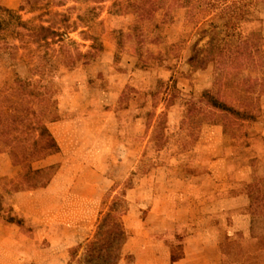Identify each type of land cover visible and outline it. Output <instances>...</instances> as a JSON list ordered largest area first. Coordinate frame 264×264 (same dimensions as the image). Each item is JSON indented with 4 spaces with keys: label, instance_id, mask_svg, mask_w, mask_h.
<instances>
[{
    "label": "rangeland",
    "instance_id": "rangeland-1",
    "mask_svg": "<svg viewBox=\"0 0 264 264\" xmlns=\"http://www.w3.org/2000/svg\"><path fill=\"white\" fill-rule=\"evenodd\" d=\"M13 1L0 0V151L18 167L0 194L54 174L37 157L61 121V175L83 191L92 168L105 175L91 236L70 249L81 264L124 255L113 216L154 226V264H264V0Z\"/></svg>",
    "mask_w": 264,
    "mask_h": 264
},
{
    "label": "crops",
    "instance_id": "crops-1",
    "mask_svg": "<svg viewBox=\"0 0 264 264\" xmlns=\"http://www.w3.org/2000/svg\"><path fill=\"white\" fill-rule=\"evenodd\" d=\"M2 3L13 6V0H2ZM55 123L51 132L56 138L58 149L41 158L40 166L56 164L55 172L38 188H12L0 194V264H81L70 249L91 236L97 216L103 207L100 194L103 189L96 186L102 181L104 173L95 170L93 180L87 181L88 188L83 191L75 174L61 175L67 165L64 154L70 150L74 136L71 129H59ZM68 139V140H67ZM73 141V139H72ZM59 164V166H58ZM17 165L10 152L0 151V176L14 177ZM125 177V175L123 176ZM91 184V185H89ZM81 191V192H80ZM88 201L89 212L77 206L79 196ZM7 198L13 203L4 202ZM67 200L71 202L67 203ZM74 201V204L72 203ZM12 208V210H11ZM156 209H150L147 217H151ZM89 215V221L82 219L80 225L74 224L73 216ZM87 215V216H88ZM86 217V216H85ZM154 226L146 222L141 227L126 225L127 238L122 245L124 255L116 264H154L155 255L142 256L143 249L150 240L146 237ZM133 250L132 259L125 252Z\"/></svg>",
    "mask_w": 264,
    "mask_h": 264
},
{
    "label": "trees",
    "instance_id": "trees-1",
    "mask_svg": "<svg viewBox=\"0 0 264 264\" xmlns=\"http://www.w3.org/2000/svg\"><path fill=\"white\" fill-rule=\"evenodd\" d=\"M219 106H221V105H219ZM222 107H223V106H222ZM223 108H225V109L231 111V109H229V108H227V107H223ZM57 149H58V148L55 146V143H53V141L50 139V142H47V144L45 145L44 149H43V150H40V153H39L40 155L37 157V159H39V158H43V157H45L46 155L55 152ZM28 157H30V156H28ZM35 172H37V171L35 170V171L31 172V173H35ZM112 216H113L112 213H108L106 219L109 220V217H112ZM105 221H106V220H105ZM105 221H104V223H105ZM102 224H103V223H102ZM112 226H113V228H114V232H115V234H116V237L119 236V238H120V240H119V244L117 245L118 249H120V248L122 247V245L124 244L125 240H126V233H125V231L122 229L119 220L115 219L114 216H113V223H112ZM102 232H103V230H102V231L100 230V233H102ZM98 234H99V233H98ZM100 235H101V234H100ZM98 239H100V238L98 237ZM97 241H98V240H94V241L92 242V244H90V249H93V247L96 246ZM98 242H99V241H98ZM108 252H110V250H109ZM91 253H92V252L90 251V254H91ZM86 258H87V257H86ZM84 263H85V264H98L97 262L95 263L94 261H92L91 259H89V257L87 258V260L84 259ZM116 263H117V261H116V262H112L111 264H116ZM102 264H110V263H109V262H108V263H105V261H102Z\"/></svg>",
    "mask_w": 264,
    "mask_h": 264
}]
</instances>
